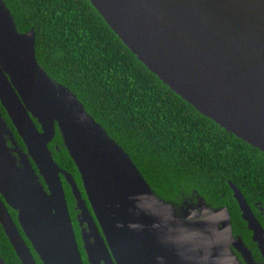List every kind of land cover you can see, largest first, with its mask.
Instances as JSON below:
<instances>
[{
	"label": "water",
	"instance_id": "obj_1",
	"mask_svg": "<svg viewBox=\"0 0 264 264\" xmlns=\"http://www.w3.org/2000/svg\"><path fill=\"white\" fill-rule=\"evenodd\" d=\"M90 1L172 90L264 152V0ZM35 43V31L19 32L0 0V102L26 146L20 147L0 109V223L18 257L22 264H38L33 248L43 264H85L64 178L89 264H156L152 232L130 227L151 223L135 197L152 186L77 95L47 74ZM57 128L86 198L50 149ZM229 184L253 241L264 246V226L240 188ZM0 264H7L1 253Z\"/></svg>",
	"mask_w": 264,
	"mask_h": 264
},
{
	"label": "trees",
	"instance_id": "obj_2",
	"mask_svg": "<svg viewBox=\"0 0 264 264\" xmlns=\"http://www.w3.org/2000/svg\"><path fill=\"white\" fill-rule=\"evenodd\" d=\"M4 2L19 32L35 31L37 59L43 69L77 95L153 189L166 194L184 185L198 186L206 198L230 206L234 227L247 246L254 252L258 249L229 182L240 188L264 226L263 151L228 132L172 90L132 52L90 0ZM0 109L26 150L1 102ZM50 149L86 198L81 175L58 128ZM64 187L83 260L89 264L75 197L65 181ZM9 210L19 225L17 211ZM32 251L37 263L43 264ZM0 253L7 264H22L1 223Z\"/></svg>",
	"mask_w": 264,
	"mask_h": 264
},
{
	"label": "clouds",
	"instance_id": "obj_3",
	"mask_svg": "<svg viewBox=\"0 0 264 264\" xmlns=\"http://www.w3.org/2000/svg\"><path fill=\"white\" fill-rule=\"evenodd\" d=\"M135 201L138 211L150 217L151 223L137 221L130 227L152 232L159 246L156 264L172 260L175 264H264V246L254 252L244 243L233 225L230 206L206 198L196 185L169 189L166 194L155 189L141 192Z\"/></svg>",
	"mask_w": 264,
	"mask_h": 264
},
{
	"label": "flooded vegetation",
	"instance_id": "obj_4",
	"mask_svg": "<svg viewBox=\"0 0 264 264\" xmlns=\"http://www.w3.org/2000/svg\"><path fill=\"white\" fill-rule=\"evenodd\" d=\"M55 139V138H54ZM54 141V140H53ZM53 141L50 143V145L53 143ZM8 145H9V147H13L14 145H13V143L9 140V142H8ZM21 147V146H20ZM74 177V176H73ZM75 179V178H74ZM67 182L64 178H63V182ZM76 181V180H75ZM256 246L257 247V245L256 244H253L252 246ZM242 255V254H241ZM245 264H247V262H245Z\"/></svg>",
	"mask_w": 264,
	"mask_h": 264
}]
</instances>
